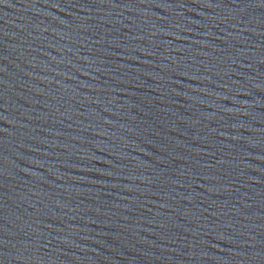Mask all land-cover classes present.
<instances>
[{
	"label": "water",
	"instance_id": "obj_1",
	"mask_svg": "<svg viewBox=\"0 0 264 264\" xmlns=\"http://www.w3.org/2000/svg\"><path fill=\"white\" fill-rule=\"evenodd\" d=\"M0 264H264V0H0Z\"/></svg>",
	"mask_w": 264,
	"mask_h": 264
}]
</instances>
